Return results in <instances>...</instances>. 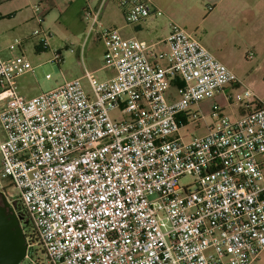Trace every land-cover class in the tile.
Segmentation results:
<instances>
[{
	"label": "built area",
	"instance_id": "2783aa9c",
	"mask_svg": "<svg viewBox=\"0 0 264 264\" xmlns=\"http://www.w3.org/2000/svg\"><path fill=\"white\" fill-rule=\"evenodd\" d=\"M107 1H88L84 18L104 42L109 78L84 67L82 77L28 97L17 80L35 66L22 51L0 50V179L29 226L18 264H254L264 251V101L173 20L158 42L105 25ZM121 5L128 24L163 14L150 0ZM32 10L42 22L40 4ZM40 28L33 36L47 46ZM234 83L241 90L227 100L255 109L230 117L214 101L203 111ZM189 124L206 131L181 133ZM39 248L45 261L33 256Z\"/></svg>",
	"mask_w": 264,
	"mask_h": 264
},
{
	"label": "crops",
	"instance_id": "0c3cea01",
	"mask_svg": "<svg viewBox=\"0 0 264 264\" xmlns=\"http://www.w3.org/2000/svg\"><path fill=\"white\" fill-rule=\"evenodd\" d=\"M44 1L46 2L43 7L44 11L43 10L40 11V14L43 16L42 22H39L37 20V16L32 10V5H34L32 3L33 0H6L5 3H1V5H5V6L0 10V21H5V22L3 24H0L1 27L0 40L4 36H7L8 34H15V35L23 34L22 35L23 38L30 37L33 34V32L37 29V26L42 27L43 22L45 21L46 18L45 15H47L49 10L52 8L51 6L55 4L54 3L55 0H44ZM68 1L69 2L73 1V3L70 5L67 11H70L71 7L74 5L73 7L74 16H76L77 20L78 18L80 20V22L75 20V22L71 24V27H73L75 30L80 32V34H83L85 36L82 46L79 47L78 49L79 55L82 58L83 48H84L83 46L85 45L86 39L93 36L95 40H99L103 44L102 52H103V63H104V53H105L104 42L99 38L96 32L90 30L89 23L84 20V11L88 4V1L92 5H97L99 0H68ZM150 1L163 11L162 15L151 14L145 20L139 23L128 24L124 18V12H123V6L121 5V0H108V3L104 7V11L102 10L101 19L103 20L104 24L107 25L106 23L107 21H105V19L103 18V13L105 12V10H108L107 26L120 28L122 34L126 37L143 38L150 42L161 41L169 34L171 29L170 28L171 20L175 22L176 20H178L179 22H184L185 24L190 23L187 24V26H190L189 28L191 32L193 31V33H195L199 41L226 65L231 61L232 58L229 55V49L227 47L228 44L227 35L225 34V32L226 30H228L230 35H232V33L234 32H237L239 35L242 34L241 36H246V35L249 36L247 43L249 45V48L252 49V51L254 52V56L257 58L256 60L259 61L258 62L259 65H257L258 68H261L260 65L264 64V0H150ZM120 14L122 15V20L117 19L120 16ZM32 16L35 19H32ZM207 21H209L212 28H214V25L217 27L215 31L217 30L224 31L223 36L220 37L218 35L215 37L214 32L213 31L211 32L210 29L206 27L205 22ZM231 28L232 30L230 32ZM17 40L23 41V39H17ZM23 43L21 49L19 48V51L20 52L22 51L27 56L26 49ZM40 48L43 49L44 46H42L41 44ZM0 50H1V54L4 57H9L15 55L16 53L15 50H10L8 48V45L3 43L2 41H0ZM91 70L95 71L96 74L99 70H109L111 72V75L105 78H109L114 74V71L110 68H105L104 64L100 67L93 66ZM61 73L64 81L68 79L67 73L64 72ZM82 76H83V72L81 73V75L77 77H82ZM105 78H101V79H105ZM260 79L262 78L256 77L253 79V82L249 84L252 86L258 83H263L261 82ZM83 83L86 87H89L88 80L85 77H83ZM18 89L19 92L21 93L23 89V85H20L19 81H18ZM240 90L241 88L239 84L237 83L229 84L225 88V92H221L216 95V97L222 98L224 100L223 101L224 103L222 105L223 112L225 114H228L230 117H237L239 115H242L244 113H247L255 109L258 106V105H253V103H250L248 105L230 103L227 100L226 93L231 94V92H237ZM256 94L259 96V99L261 101H264V98L260 97L261 94L258 93V91L256 92ZM215 99L216 98L214 97L213 101H217ZM195 128L205 129V126L203 124L195 125ZM192 134H196V133L194 132Z\"/></svg>",
	"mask_w": 264,
	"mask_h": 264
},
{
	"label": "rangeland",
	"instance_id": "374dc122",
	"mask_svg": "<svg viewBox=\"0 0 264 264\" xmlns=\"http://www.w3.org/2000/svg\"><path fill=\"white\" fill-rule=\"evenodd\" d=\"M6 0H0V10L5 6L1 5V3H5ZM33 4H40V10L42 11L45 5L44 0H33ZM55 4L51 6L52 8L47 13L45 21L43 22V29L50 35L49 36V44L44 46L41 40V36H33L23 38V34L15 35L8 34L4 36L0 41L9 45L10 43L15 42L17 39H23V45L26 49V54L28 59L31 61L33 66H35V70L33 73H27L19 77L18 81L20 85H23V89L21 91L22 94L28 96H34L42 91H48L64 82L63 76L61 72L67 73V77L69 79L75 78L83 72V68L86 67L88 69H92L93 66H102L103 63V44L99 40H95L93 36L86 39L85 45L83 46V54L82 58L79 55L78 49L82 46L84 42V35L80 34L77 30L71 27L76 21L80 22L79 18L77 20L76 16H74L73 7H71L70 11L67 9L73 3V1L69 2L68 0H55ZM108 3V1H107ZM106 3V4H107ZM106 6V5H105ZM44 11V10H43ZM104 11V9H103ZM108 10H105L103 13V18L107 21L108 25ZM122 14V13H121ZM117 18L122 20V15ZM70 16V18H69ZM32 19H35L32 16ZM85 21H87L84 18ZM0 24H3L5 21H0ZM84 22V21H83ZM179 24L188 29L191 32L190 26L187 24L179 22ZM164 23V22H163ZM207 28L210 31L214 32L216 36H223L224 31H215L216 26L214 28L210 25L209 21L205 22ZM4 27V26H3ZM188 27V28H187ZM39 29L40 26H37ZM41 29V28H40ZM1 30V27H0ZM232 28L230 29L231 32ZM27 31V30H25ZM193 32V31H192ZM27 33V32H25ZM225 34L227 35V47L229 49V55L231 56V61L227 63V65L239 76L240 79L244 80L247 83H252L253 79L256 77H261V82L255 85H252L253 89L261 94L260 97L264 98V64H261V68H258L259 61H257L254 56V52L249 48L247 40L249 36H241L242 34H238L237 32L229 34L228 30H226ZM99 39V38H98ZM81 43V44H79ZM44 46L43 49L40 46ZM237 44V45H235ZM165 50V47L161 44L157 46V51L162 53ZM55 51H59L62 55L63 61L59 64L54 61H50L54 55ZM15 54L20 53L19 48L15 49ZM254 56V58H253ZM165 60H162V63H165ZM50 74V77L47 75ZM98 76L101 78H105L111 75L109 70H99L97 72ZM171 93H175L174 89L170 90ZM237 92H231V95H236ZM259 97V96H258ZM215 100L219 101L221 106L223 105V99L215 96ZM214 98L206 99L201 103L203 111L205 113L210 112L211 107L214 103ZM2 106V102H0V108ZM194 109L198 108L197 106L193 107ZM111 116L114 119H120L122 114L120 110L111 111ZM202 134L205 132L204 128H195V125L189 124L184 126L181 129V133L183 134ZM3 137V129L0 124V139ZM1 154H0V165H1ZM191 176H185L181 178V185H188L192 182ZM3 187V188H2ZM4 192H8L10 194H15L16 190L13 188L12 184L8 179H0V204H7V207L10 209L9 204L7 203L6 196ZM21 226L24 227V230L28 232L29 226L27 225L26 218L22 216L21 218ZM38 248L35 247L34 249ZM33 249V256L35 259L39 261H45L46 257L44 253L39 248L38 250ZM264 263V251L260 255V258L254 264H263ZM27 264H29L27 262Z\"/></svg>",
	"mask_w": 264,
	"mask_h": 264
},
{
	"label": "water",
	"instance_id": "95a60500",
	"mask_svg": "<svg viewBox=\"0 0 264 264\" xmlns=\"http://www.w3.org/2000/svg\"><path fill=\"white\" fill-rule=\"evenodd\" d=\"M26 250L19 218L7 204H0V264H18Z\"/></svg>",
	"mask_w": 264,
	"mask_h": 264
},
{
	"label": "trees",
	"instance_id": "16d2710c",
	"mask_svg": "<svg viewBox=\"0 0 264 264\" xmlns=\"http://www.w3.org/2000/svg\"><path fill=\"white\" fill-rule=\"evenodd\" d=\"M177 83H179V82H177ZM253 105H258L257 103H253ZM10 182V181H9ZM12 213H13V211H11ZM20 220V219H19ZM24 234V233H23ZM24 236H25V238L27 237V235H25L24 234ZM31 236H33L34 237V235L33 234H31Z\"/></svg>",
	"mask_w": 264,
	"mask_h": 264
}]
</instances>
